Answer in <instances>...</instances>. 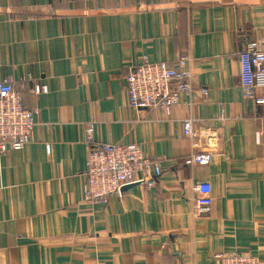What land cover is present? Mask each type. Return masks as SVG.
<instances>
[{
  "label": "crops",
  "instance_id": "crops-1",
  "mask_svg": "<svg viewBox=\"0 0 264 264\" xmlns=\"http://www.w3.org/2000/svg\"><path fill=\"white\" fill-rule=\"evenodd\" d=\"M247 41L264 46V0H0V81L37 111L29 143L0 156V264H218L235 252L264 264V114L238 84ZM182 54L193 92L167 115L131 110L128 68ZM87 122L99 144L158 161L156 184L85 203ZM200 152L207 165H183ZM197 185L212 200L200 217Z\"/></svg>",
  "mask_w": 264,
  "mask_h": 264
},
{
  "label": "built area",
  "instance_id": "built-area-1",
  "mask_svg": "<svg viewBox=\"0 0 264 264\" xmlns=\"http://www.w3.org/2000/svg\"><path fill=\"white\" fill-rule=\"evenodd\" d=\"M238 61V84L242 98L254 100L264 114V96H255L256 89L264 88V46L247 41ZM189 62V55L182 54L172 64L148 62L144 59L128 68L124 87L129 108L133 111L159 110L167 115L179 104L180 96H189L193 92ZM15 82L11 77L0 81V156H5L8 151L22 150L29 143L30 135L37 126V111L23 106L22 96L14 88ZM44 90V87H39L36 93ZM200 92L206 95L207 90L201 89ZM193 123L192 118L182 121L183 137L189 140L196 137L192 130ZM94 132L95 124L87 122L84 125L85 203L105 205L109 196L120 197L127 187L142 185L151 188L156 184L163 174L158 161L146 156L137 144H99ZM193 146L196 147V144ZM211 159L212 155L209 153H191L184 158L183 165H207ZM194 192L191 215H207L212 203L207 187L197 185ZM214 260L218 264H258L254 256L239 252L219 253L214 256Z\"/></svg>",
  "mask_w": 264,
  "mask_h": 264
}]
</instances>
